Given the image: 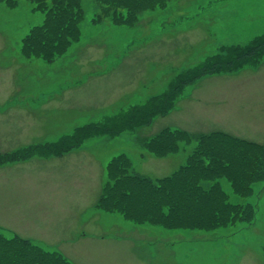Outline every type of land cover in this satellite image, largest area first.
I'll use <instances>...</instances> for the list:
<instances>
[{
	"label": "rangeland",
	"instance_id": "obj_1",
	"mask_svg": "<svg viewBox=\"0 0 264 264\" xmlns=\"http://www.w3.org/2000/svg\"><path fill=\"white\" fill-rule=\"evenodd\" d=\"M63 4L57 3L53 18L50 0L45 10L34 0H0V155H19L23 146L30 154L26 163L0 167V230L56 249L75 264H264V182L253 183L244 198L223 178L221 187L233 201L256 202V217L250 225L207 230L163 228L137 209L129 215L114 201H100L92 185L99 164L106 180L113 176L110 167L121 152L131 155L133 173L157 178L186 162L201 133L219 130L264 143V55L248 70L211 73L186 84L175 109L154 115L149 124L90 137L82 149L90 155L73 146L56 159L41 156L79 127L166 92L175 76L221 46L245 45L264 30V0H162L161 7L148 4L131 18L126 11L129 22L102 0H77L83 11L77 14L79 39L47 61L34 48L49 42L57 18L70 9ZM231 9L230 18L221 17ZM26 41H33L29 57ZM165 126L186 130L191 141L165 157L141 159L145 147L138 140ZM103 216L99 228L91 226ZM80 220L79 231L96 232L73 242Z\"/></svg>",
	"mask_w": 264,
	"mask_h": 264
},
{
	"label": "trees",
	"instance_id": "obj_2",
	"mask_svg": "<svg viewBox=\"0 0 264 264\" xmlns=\"http://www.w3.org/2000/svg\"><path fill=\"white\" fill-rule=\"evenodd\" d=\"M47 1L34 0L36 5H41L42 10L48 9ZM50 1L55 18L57 3L60 0ZM106 1L102 0L105 9L118 10L122 22H129L134 12L148 4L159 6L162 3V0H120L122 1L120 4L119 1ZM62 6L70 9L57 18V27L53 30L47 45L34 48L30 45L33 41H26L24 52L27 55H31L34 48L36 55L51 60L65 51L71 39H77L79 32L77 14L82 10L77 0H64ZM126 11L130 15L128 20L124 18ZM263 53L264 31L255 35L245 45H223L217 53L175 76L166 92L149 98L143 104L130 106L118 115L105 116L100 122L83 125L75 134L65 136L45 149L60 153L78 145L85 137L114 135L134 125L149 124L154 115H163L172 108L176 96L186 84L207 74L230 72L244 64L254 63ZM190 138L192 137L187 131L164 127L154 136L143 139V144L155 155H165L175 152L180 142L190 141ZM195 140L197 146L191 150L186 162L171 174L161 178L150 179L130 174L127 172L130 165L127 162L128 158L123 154L115 157V163L110 167L113 176L110 178L111 181L107 182L104 193L100 195V201H114L116 207L121 209L124 207L122 210H127L129 215L130 209H137L143 216L149 213V218L146 219L169 229L190 226L210 229L236 222L251 224L254 221L257 204L248 201L231 202L218 180L225 177L230 180L235 193L248 195L252 182L264 181V144L219 130L195 135ZM147 194H149L147 199L142 201V197ZM153 203L154 207L149 209ZM138 219L135 221L140 222ZM0 264L72 263L59 253L42 248L30 240L17 235L7 237L0 232Z\"/></svg>",
	"mask_w": 264,
	"mask_h": 264
},
{
	"label": "crops",
	"instance_id": "obj_3",
	"mask_svg": "<svg viewBox=\"0 0 264 264\" xmlns=\"http://www.w3.org/2000/svg\"><path fill=\"white\" fill-rule=\"evenodd\" d=\"M242 137H244V136H242ZM245 138V137H244ZM248 138H250L249 136H248ZM247 138V139H248ZM251 139V138H250ZM86 155H90V153H88V152H86L85 150H82ZM57 157H54V159H56ZM58 158H61L60 156L58 157ZM50 160V159H49ZM26 161L27 160H25V161H14V162H9L8 164H7V166H11V168L12 167H15V166H17L18 165V163H26ZM97 165H98V163H97ZM98 167H100V171H98V173L95 175L94 174V182L92 183V185L93 186H95V185H97L98 186V191L100 190V186H101V184L103 183V181H104V179H105V173H104V168H105V166L103 167V164H99L98 165ZM10 168V169H11ZM38 168V167H37ZM32 169H34V170H36V168H32ZM103 176V177H102ZM2 187L3 188H6V187H8V185L6 184V183H3V185H2ZM51 191H53V190H51ZM97 194V193H96ZM96 196L97 195H95L93 198H94V200H95V198H96ZM93 205V204H92ZM95 217V216H94ZM80 219H81V217H80ZM101 221L103 222L104 221V216L103 217H101L100 218V220H96L95 222H92L93 224H91V226L92 227H94V228H99V225H100V223H101ZM88 222H90V220L89 219H87V220H84L83 221V223H88ZM82 222H81V220H80V222H79V225H78V227H77V230L75 231L76 233V235H74V236H76L75 237V240L73 241V242H75V241H79V240H82V241H84L86 238H88V237H90V236H92V234H94L95 232H96V230L95 229H93L92 227H89V228H86V229H84L83 231H79V229H80V224H81ZM39 232V231H38ZM74 234V231L72 232V233H69V234H67L66 236H70V235H73ZM39 235V234H38ZM95 239H99V238H95ZM48 243H50L49 241H48Z\"/></svg>",
	"mask_w": 264,
	"mask_h": 264
}]
</instances>
